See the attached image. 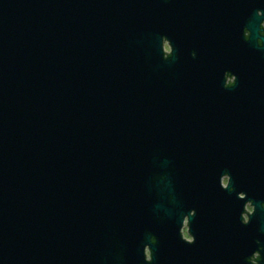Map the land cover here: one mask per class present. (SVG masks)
Segmentation results:
<instances>
[{"label": "water", "instance_id": "1", "mask_svg": "<svg viewBox=\"0 0 264 264\" xmlns=\"http://www.w3.org/2000/svg\"><path fill=\"white\" fill-rule=\"evenodd\" d=\"M249 3L0 0V264H264Z\"/></svg>", "mask_w": 264, "mask_h": 264}, {"label": "flooded vegetation", "instance_id": "2", "mask_svg": "<svg viewBox=\"0 0 264 264\" xmlns=\"http://www.w3.org/2000/svg\"><path fill=\"white\" fill-rule=\"evenodd\" d=\"M250 5L246 8V17L250 18L252 12H254L258 17H262L264 15V0H249ZM217 3L222 4L224 6V13L225 14H241V6H240V0H216ZM259 36L264 38V19L259 24ZM245 39H248L250 36V32L245 28L243 31ZM257 43L259 45L262 44L261 39H257ZM164 51L165 55L168 57L171 53V48L169 46V43L167 41H164ZM226 86H232L235 82V77L231 76L230 74H226L225 77ZM249 207L251 210L249 211ZM247 213L252 214L253 208L251 206L247 207ZM245 221L248 220V217L244 216ZM187 219L184 222V227L182 229V234L185 240L192 241L191 236L188 233V227H187ZM261 259L260 251L257 250L254 252V254L251 256L250 261L253 264H258Z\"/></svg>", "mask_w": 264, "mask_h": 264}, {"label": "rangeland", "instance_id": "3", "mask_svg": "<svg viewBox=\"0 0 264 264\" xmlns=\"http://www.w3.org/2000/svg\"><path fill=\"white\" fill-rule=\"evenodd\" d=\"M224 183H226V181L224 182ZM251 210V208L249 207V211Z\"/></svg>", "mask_w": 264, "mask_h": 264}]
</instances>
